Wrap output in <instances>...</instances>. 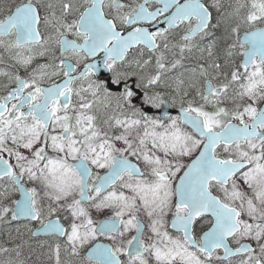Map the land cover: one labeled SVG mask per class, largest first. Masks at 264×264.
Wrapping results in <instances>:
<instances>
[{
	"label": "snow or ice",
	"instance_id": "6c2138e0",
	"mask_svg": "<svg viewBox=\"0 0 264 264\" xmlns=\"http://www.w3.org/2000/svg\"><path fill=\"white\" fill-rule=\"evenodd\" d=\"M0 264H264V0H0Z\"/></svg>",
	"mask_w": 264,
	"mask_h": 264
},
{
	"label": "rangeland",
	"instance_id": "374dc122",
	"mask_svg": "<svg viewBox=\"0 0 264 264\" xmlns=\"http://www.w3.org/2000/svg\"><path fill=\"white\" fill-rule=\"evenodd\" d=\"M0 243H2V242L0 241Z\"/></svg>",
	"mask_w": 264,
	"mask_h": 264
}]
</instances>
